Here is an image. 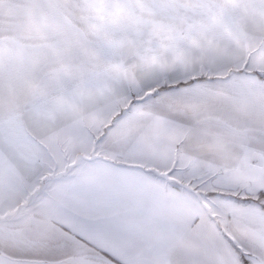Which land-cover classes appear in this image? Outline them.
Instances as JSON below:
<instances>
[{
	"label": "snow or ice",
	"instance_id": "obj_1",
	"mask_svg": "<svg viewBox=\"0 0 264 264\" xmlns=\"http://www.w3.org/2000/svg\"><path fill=\"white\" fill-rule=\"evenodd\" d=\"M0 264H264V0H0Z\"/></svg>",
	"mask_w": 264,
	"mask_h": 264
}]
</instances>
